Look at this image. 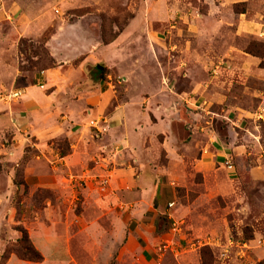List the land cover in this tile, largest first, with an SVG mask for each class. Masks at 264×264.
Returning <instances> with one entry per match:
<instances>
[{
  "label": "rangeland",
  "instance_id": "rangeland-1",
  "mask_svg": "<svg viewBox=\"0 0 264 264\" xmlns=\"http://www.w3.org/2000/svg\"><path fill=\"white\" fill-rule=\"evenodd\" d=\"M184 5L188 8L181 12L174 0H0V91L39 85L43 74H47L49 85L44 90L47 93L56 89L100 91L107 93L103 97L109 95L102 115H108L113 106L127 100L136 104L135 115H138L141 111L149 112V100L155 108L162 98H148L149 91L141 87L142 83L132 81L138 79L137 75L142 76L146 87L158 82L169 89L178 86L188 90L189 81L197 87L193 102L190 97H183L171 104L174 111L180 108L185 113L191 109L194 113L186 122L175 120L186 128L177 134L183 140L192 134L193 143L181 146L183 157H171V162L166 151L160 150L154 165L167 166L169 172L157 179L159 188L152 210L146 208L151 194L121 192L111 204L113 210L104 213V217L135 220L147 233L138 236L127 252L120 251L125 244L123 240L109 257L99 258V264H260L254 251L260 241L257 240H264V176L254 179L248 170L251 163H242V158L237 177L228 176L224 166L217 162L204 159L207 162L203 166H196L194 161L200 158L202 145L214 138L212 132L227 139L230 125L236 143L256 145V152L264 156V83L250 79L242 82V69L234 64L239 55L231 58L222 48L224 41L240 47L244 42L246 52L259 57V66H264V40L245 35L233 37L226 29L216 34L193 35L187 29V22L204 9L197 1ZM128 26L134 48H122V57L115 59L114 52L102 48ZM149 41L151 46L146 45ZM63 42H67L65 48L61 46ZM97 42L101 48L91 52L97 56L94 61L105 70L100 74L99 69L93 68L94 76H89L85 68L76 69L85 55L79 52L95 49ZM51 51H58L60 56L52 55ZM235 53L239 52L232 54ZM57 57L67 62L64 64ZM127 75L131 80L126 79ZM220 78L228 81L216 82ZM242 83L249 87L245 92ZM219 91L229 97L228 105L242 103L248 112L240 117L227 111L221 115L211 112L209 95ZM19 102L20 98L9 104L0 103V188L7 184L6 172H13V191L7 200L12 212L4 210L3 215L7 219L6 255L18 239L12 240V232L21 236L19 227L26 229L22 220L30 224L35 216L42 214L47 201L53 207L51 217L56 222L82 211L79 196L74 198L69 211L71 206L66 197L70 195L46 187L30 188L24 180L25 167L33 157L64 156L71 149L62 136L42 144L28 135L16 154L14 143L20 125L10 109L19 110ZM95 105L93 101L85 106L81 116L90 118L87 112ZM228 105L222 103L216 111ZM150 115L153 121H158V117ZM139 120L143 122L141 117ZM173 128L177 127L173 125ZM87 129L94 138L101 135L89 122ZM162 139L160 134L159 140ZM6 157L21 158L9 161ZM261 164L264 175V161ZM16 180L22 183L16 185ZM125 202L131 207L123 205ZM173 222L178 223L177 229ZM2 254L0 264L8 256L4 260Z\"/></svg>",
  "mask_w": 264,
  "mask_h": 264
},
{
  "label": "crops",
  "instance_id": "crops-1",
  "mask_svg": "<svg viewBox=\"0 0 264 264\" xmlns=\"http://www.w3.org/2000/svg\"><path fill=\"white\" fill-rule=\"evenodd\" d=\"M174 1L181 12L184 9L187 10L188 7L184 5L187 2L189 4L197 1L203 6L204 10L199 11L198 15L187 22V29L193 35L199 37L200 34H216L226 29L233 37L245 35L264 40V0ZM237 3H245L244 12L233 10V5ZM146 30L148 37H151L149 29ZM131 32L128 26L102 50L109 48L115 53V59L119 60L122 57L120 51L122 48L129 47L130 50L134 48L131 43L133 39ZM66 44L67 42H63L61 46L65 48ZM151 44V41L146 42L148 46ZM245 47L244 42L242 47L229 41H224L222 45L225 54L230 55L231 58L233 55L235 58L237 57L235 55H239L236 61L232 62L242 69V82L250 79L264 83V66H259L261 59L246 52ZM94 48L79 52L85 55L76 68H85V73L89 76H94L91 72L93 68L96 71L102 68L105 70L104 66L94 61L97 56L95 57L94 52H91L100 49V43L94 44ZM235 51L240 54H232ZM51 54L60 56L58 51ZM58 57L60 62L64 64L67 62ZM74 57L75 55L72 58ZM46 76L47 74H43L39 85L33 83L22 88L10 89L23 90L20 102L17 104L20 109L17 111L14 108L10 109L20 125L17 128V139L14 143L15 153L17 154L20 146L27 141L28 135L42 144L55 137L66 138L71 149L70 153L64 156L56 155V157H33L30 164L25 167L24 180L30 188L46 187L55 192L62 191L70 195L66 197L70 206L74 198L79 196L82 211L80 214H73V217L67 216L68 218L56 222L51 217L53 207L50 201H47L42 214L35 216L30 224L22 220L31 242L41 253L43 259L41 261L25 260L10 253L3 264H99L98 259L109 257L123 240L125 244L121 246L120 251L127 252V248L133 245L138 236L144 237L147 233L145 228H141L140 223L135 220L104 217V213L113 210L111 204L116 202L121 192L129 193V195L133 192L151 194V200L146 208L152 210L159 188L157 179L161 174L163 176L169 172L167 166L154 165L160 150L166 151V157H169L168 162H171V157H183L181 146H192L193 143L192 134H188V138L183 140L177 133H180V129L186 131V128L178 122H186L190 119L191 113H194L191 109H186L185 113L180 108L174 111L171 104L177 98L183 97H190V102H193L191 99L196 98L197 87L193 85V81H189L188 90L179 89L178 86L169 89L166 85L162 86L161 83L159 85L158 82L146 87L145 80L137 75L138 79L136 78L135 81L132 79V81L142 83L141 87L144 86L149 91L148 98H162L159 104L156 103L154 108L149 100L147 103L149 112L140 110L141 112L135 115L136 104L133 105L132 101L127 100L113 106L108 115H102L101 112L105 109L109 96L103 97V94L107 93L75 91L74 89L62 92L56 89L47 93L44 90L49 85V76L48 78ZM130 78L126 76L127 80H131ZM222 81H228V78L226 80L216 79V82ZM248 88L245 83H242V92ZM261 93L263 92H258V94ZM255 95H257L256 91ZM209 96V102L213 105L210 111L213 113L221 115L227 111L240 117L248 112L242 103L233 102L228 105L229 97L226 93L219 91ZM93 101H96L95 107L87 112L90 118L81 116L83 108ZM222 103L227 104L228 108L221 106V111H216ZM150 113L153 118L158 117V121H153ZM54 114L57 117H53ZM139 117L142 118V123ZM227 118L229 119V116ZM176 119L178 122H175ZM88 122L101 133L99 137L94 138L91 130L87 129ZM173 125L177 128H173ZM230 128L231 125L227 128V139L217 137L214 132L210 134L214 138L202 145V153L198 156L200 158H195V165L203 166L207 162L204 159L213 163L217 162L224 166L228 176L237 177L240 173L238 163L242 158V163H251L248 166L249 174L254 179L262 178L264 175L261 162L264 161V156L256 152V145L236 143L232 138ZM160 134L163 135L161 141L159 140ZM247 146L251 149L250 151ZM103 152L107 153L102 154ZM251 154L255 156L251 157ZM244 155L247 157H243ZM18 158L21 157H14V159L6 157V160L15 161ZM12 173V171L6 172L10 183L7 181L6 186L0 188V255L7 241L5 231L7 219L3 215L6 210L10 214L12 212L10 202L7 201L13 191ZM123 205L129 206L130 204L125 202ZM71 208L72 206L69 207V211ZM19 237V232H12L13 241ZM258 241L254 255L257 262L264 264V240L258 239Z\"/></svg>",
  "mask_w": 264,
  "mask_h": 264
},
{
  "label": "trees",
  "instance_id": "trees-1",
  "mask_svg": "<svg viewBox=\"0 0 264 264\" xmlns=\"http://www.w3.org/2000/svg\"><path fill=\"white\" fill-rule=\"evenodd\" d=\"M239 6H241V8ZM233 9L235 12H244L245 4L244 3L234 4ZM102 70L103 68L101 69V71L99 70L100 74H102ZM14 183L18 185L22 182L16 180L14 181ZM19 230L21 232V236L16 240L13 250H10V252H14L21 259L31 260V261H41L43 257L41 253L35 248V246L30 241L26 229H24L23 227H19ZM5 253H6V249L4 250L1 259L5 260L6 256L9 254L8 253L6 255Z\"/></svg>",
  "mask_w": 264,
  "mask_h": 264
},
{
  "label": "built area",
  "instance_id": "built-area-1",
  "mask_svg": "<svg viewBox=\"0 0 264 264\" xmlns=\"http://www.w3.org/2000/svg\"><path fill=\"white\" fill-rule=\"evenodd\" d=\"M21 95L22 90L20 89L0 91V103L9 104L10 102L19 99ZM173 227L177 229L178 223L173 222Z\"/></svg>",
  "mask_w": 264,
  "mask_h": 264
}]
</instances>
